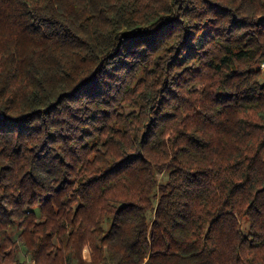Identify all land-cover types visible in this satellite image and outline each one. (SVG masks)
Here are the masks:
<instances>
[{
    "label": "trees",
    "instance_id": "trees-1",
    "mask_svg": "<svg viewBox=\"0 0 264 264\" xmlns=\"http://www.w3.org/2000/svg\"><path fill=\"white\" fill-rule=\"evenodd\" d=\"M262 65L264 0H0V264H264Z\"/></svg>",
    "mask_w": 264,
    "mask_h": 264
},
{
    "label": "rangeland",
    "instance_id": "rangeland-1",
    "mask_svg": "<svg viewBox=\"0 0 264 264\" xmlns=\"http://www.w3.org/2000/svg\"><path fill=\"white\" fill-rule=\"evenodd\" d=\"M262 69L264 70V67H262ZM167 179H168V175H166V174L158 175V180H159L160 183H166ZM84 256H85V259L87 261H90V251H86L84 253ZM20 261L23 264H32L30 259H29V257L27 255H25L24 253H21Z\"/></svg>",
    "mask_w": 264,
    "mask_h": 264
},
{
    "label": "built area",
    "instance_id": "built-area-1",
    "mask_svg": "<svg viewBox=\"0 0 264 264\" xmlns=\"http://www.w3.org/2000/svg\"><path fill=\"white\" fill-rule=\"evenodd\" d=\"M262 67H264V65H262ZM86 251H89V250H88V248H87V249H85L84 253H85Z\"/></svg>",
    "mask_w": 264,
    "mask_h": 264
}]
</instances>
